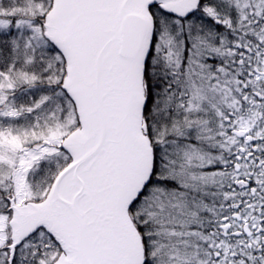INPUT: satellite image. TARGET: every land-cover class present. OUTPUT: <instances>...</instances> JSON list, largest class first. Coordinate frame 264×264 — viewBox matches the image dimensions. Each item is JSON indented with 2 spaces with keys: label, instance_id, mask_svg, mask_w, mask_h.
Listing matches in <instances>:
<instances>
[{
  "label": "snow or ice",
  "instance_id": "1",
  "mask_svg": "<svg viewBox=\"0 0 264 264\" xmlns=\"http://www.w3.org/2000/svg\"><path fill=\"white\" fill-rule=\"evenodd\" d=\"M0 264H264V0H0Z\"/></svg>",
  "mask_w": 264,
  "mask_h": 264
}]
</instances>
